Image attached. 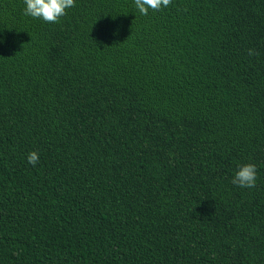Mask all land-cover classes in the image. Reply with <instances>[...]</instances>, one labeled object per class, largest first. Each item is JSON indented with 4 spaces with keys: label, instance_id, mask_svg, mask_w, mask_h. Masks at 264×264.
Returning <instances> with one entry per match:
<instances>
[{
    "label": "trees",
    "instance_id": "obj_1",
    "mask_svg": "<svg viewBox=\"0 0 264 264\" xmlns=\"http://www.w3.org/2000/svg\"><path fill=\"white\" fill-rule=\"evenodd\" d=\"M24 8L0 0V264H264V0Z\"/></svg>",
    "mask_w": 264,
    "mask_h": 264
},
{
    "label": "clouds",
    "instance_id": "obj_2",
    "mask_svg": "<svg viewBox=\"0 0 264 264\" xmlns=\"http://www.w3.org/2000/svg\"><path fill=\"white\" fill-rule=\"evenodd\" d=\"M172 0H134L135 7L142 15H147L148 10H160L171 4ZM24 14L33 18L42 19L47 23H57L59 18L66 14V9L75 6V0H24ZM248 54L258 55L255 49H249ZM27 162L33 167L39 162V154L30 151L27 154ZM257 179L256 165L245 163L237 168L232 183L241 188L255 187Z\"/></svg>",
    "mask_w": 264,
    "mask_h": 264
}]
</instances>
